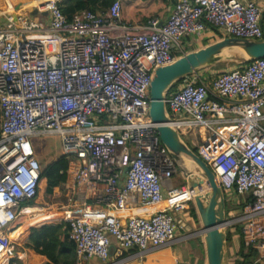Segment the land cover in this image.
<instances>
[{
    "label": "built area",
    "instance_id": "obj_1",
    "mask_svg": "<svg viewBox=\"0 0 264 264\" xmlns=\"http://www.w3.org/2000/svg\"><path fill=\"white\" fill-rule=\"evenodd\" d=\"M6 6L0 14V264L18 258L11 236L42 180L34 136L58 135L69 159L73 184L66 186L63 221L75 264L105 261L112 240L138 256L172 243L175 215L187 213L192 193L186 184L162 190L176 167L148 115L154 71L185 53L186 37L207 44L225 36L264 38L262 7L253 0H173L164 19L124 24L118 1L69 19L55 0L35 8L45 19ZM194 75L166 92L167 124L179 134L204 131L193 147L224 198L229 194L225 225L239 227L242 244L256 253L251 264L264 263V57L239 61L210 81ZM129 204L155 210L119 215Z\"/></svg>",
    "mask_w": 264,
    "mask_h": 264
},
{
    "label": "water",
    "instance_id": "obj_2",
    "mask_svg": "<svg viewBox=\"0 0 264 264\" xmlns=\"http://www.w3.org/2000/svg\"><path fill=\"white\" fill-rule=\"evenodd\" d=\"M35 13H31L33 16ZM238 53L243 61L264 57V38L225 36L199 49L185 52L172 63L155 69L149 86L148 115L155 124L161 145L173 160L176 172L192 193L201 229L204 264H226L227 237L224 193L206 163L188 146L177 130L168 125L165 94L176 83L197 71L226 60ZM126 169H124L125 171ZM204 192L200 191L203 184Z\"/></svg>",
    "mask_w": 264,
    "mask_h": 264
},
{
    "label": "trees",
    "instance_id": "obj_3",
    "mask_svg": "<svg viewBox=\"0 0 264 264\" xmlns=\"http://www.w3.org/2000/svg\"><path fill=\"white\" fill-rule=\"evenodd\" d=\"M114 1H118V19L124 24H143L155 17L164 19L173 4V1L167 0H60L57 6L69 19L74 13L81 10L106 11ZM201 45L205 46L207 42L203 41ZM179 56L181 54H175V57ZM191 149L196 153L195 147L192 146ZM68 162V157L60 154L54 160L45 163L41 167L40 178L42 180L45 179L44 192L46 195H51L55 188H61L66 182ZM190 203V215L195 222L199 223L193 201H190ZM29 204H32V202ZM227 212L228 209L225 206V214ZM230 230H234L239 235L238 226ZM231 231H226L227 244L230 241ZM18 235L19 231H14L11 239H16ZM21 243L23 248L33 250L35 253L42 255L46 260V264H75L74 244L68 239V225L65 221L30 227L27 230V236ZM237 255L240 259L234 261V264H251L256 258V253L249 248L246 249L242 242H240ZM4 264H25V262L18 258H11L7 259Z\"/></svg>",
    "mask_w": 264,
    "mask_h": 264
},
{
    "label": "crops",
    "instance_id": "obj_4",
    "mask_svg": "<svg viewBox=\"0 0 264 264\" xmlns=\"http://www.w3.org/2000/svg\"><path fill=\"white\" fill-rule=\"evenodd\" d=\"M41 1H44V0H1L0 1V14L2 11H4V9H6V7H7L6 4L10 3L15 8V11L21 10V11L27 12L29 14L35 13L33 15L34 17L45 19L46 13L41 12V11L39 12L38 10L35 9V5H33V4L38 3V2L42 3ZM56 1L58 3L60 0H56ZM167 1L172 2L173 0H167ZM253 1L257 5L262 7L260 25L264 30V0H253ZM29 5H31V6H29ZM172 6H173V4H172ZM172 6L169 8V11L172 8ZM0 22H3L2 18H0ZM193 37L194 36L183 39V43H184L185 50H186L185 52L196 50V49H199L202 47L201 43L203 42V40H201L199 37H197L195 39ZM219 72H221L219 69L208 68L204 71H197V73L194 75V77H196L198 80L210 81ZM186 137L189 140V142L191 143V145L195 146L201 142L202 138L204 137V131L201 130V135H200V133L197 130H193V132L186 134ZM43 180L45 181V179H43ZM179 180L181 181L182 178L177 172H175L172 175V177L170 178V180L167 181L166 183H164V185L162 187L163 193H165L168 190V188H171V187L178 188V187L182 186L183 184H185L184 182H182V183L180 182V184H179ZM72 184H73V179H72V176L69 174V175H67L66 182L62 186L66 187V186H71ZM56 189L58 190L60 188H56ZM33 203L34 202H32V204H27V206L31 207L33 205ZM92 205H94V202ZM94 206L100 207L98 205H94ZM190 206H191V203L188 204L189 209H190ZM31 208H33V207H31ZM189 209L187 210V213H181V214L175 215V222L177 224V226H176L177 231H176V238L172 243H168V244L159 246L157 248L149 249L146 252H144L141 256H138L136 254L135 249H129L127 251L119 250L112 240L111 244L109 246L108 257L105 261H100L98 259L93 258L90 260L89 263L83 262L82 264H167V263L204 264L199 256L197 257V256L191 255V254H195V253H193V248H192V252H191V249H189L190 251L188 250V252H185L186 247L188 245L187 240L190 239L186 236V234L190 231H197V233L199 234V231L201 229L200 223L194 221V219L190 215ZM154 210H155V208H147V207H142L140 205L129 204L123 211L118 212V214L122 215V216L127 215L125 213L148 216ZM21 217L22 216H20L18 218V225L16 226L14 231L17 228L22 227L21 221H20ZM60 221H63V220H60ZM60 221H57V222L47 221L46 223L42 222L41 224H39V226H41L43 224H55V223H59ZM198 221H199V219H198ZM180 223L183 225L182 228L178 227V225ZM36 226L39 227L38 225H36ZM36 226H33V227H36ZM29 228H27L26 230H25V228H23L21 236L18 238L19 240L18 239H17L18 241L16 240L17 241L16 245L18 244L19 247L21 246V242L27 236V230ZM180 229L184 231V235H182L179 232ZM230 233H231V235H230V241H229L228 247H227V253H228V255L229 254L233 255V259H234V257L237 256V251H238L241 239H240V236L238 235V233H235L234 230H232ZM183 241H185L186 243L184 244V247L182 248L181 244H179V243H181ZM176 245L179 247L175 248L174 246H176ZM188 247H189V245H188ZM25 249H27V248H25ZM18 252H19L18 259L23 260L25 262V264H46L45 258L42 255L35 253L33 250L28 249V250L23 251V252H22V250H21V252L20 251H18Z\"/></svg>",
    "mask_w": 264,
    "mask_h": 264
},
{
    "label": "rangeland",
    "instance_id": "obj_5",
    "mask_svg": "<svg viewBox=\"0 0 264 264\" xmlns=\"http://www.w3.org/2000/svg\"><path fill=\"white\" fill-rule=\"evenodd\" d=\"M41 1L42 4L45 2ZM56 1V0H55ZM39 3H35L33 5H35V8L39 6ZM31 6V5H29ZM27 13V12H26ZM29 14V13H27ZM30 15V14H29ZM188 38V37H186ZM194 39L197 38V36L193 37ZM239 61H243V57L238 54V53H230L228 55V58L218 64H216L215 66H213L210 69H219L220 71L222 70H226L231 68L232 66L236 65ZM208 69V68H206ZM204 69V70H206ZM204 70H200V71H204ZM215 76V75H214ZM180 136L182 137V139L188 144V146L190 148H192L191 143L189 142V140L187 139L186 135L183 133H180ZM31 141L32 144L34 146V150H35V154L38 158L40 167H42L45 163L50 162L52 160H54L56 157H58L61 153V145H60V138L58 137V135L56 134H52V135H44V136H34L31 137ZM180 182L182 183L183 181L179 180V184ZM45 181L41 180L39 182V187L37 189V196L34 200V203L31 207L33 208H37V209H41V213L43 214V218L40 221H36L34 223H28L25 219V217H21L20 221H21V226L23 228H25V230L29 227H33L39 224L46 223L47 221H51V222H57L60 220H63V216H64V205L66 204V196L68 194V190L66 189L65 186H62L60 189H54L53 193L51 195H46L45 192ZM226 207L227 209H230L229 206V194H226ZM25 216V215H24ZM226 217H229L228 212L226 213ZM229 221L230 219L227 218ZM37 227V226H36ZM198 228V227H197ZM226 231H231L230 229H233V227H226L225 228ZM22 228H17L15 231H19V235L16 239H13L14 242V248L15 251H26L28 249L23 248V245L21 243V246L19 247V245L17 243V241L19 240L18 238L21 236L22 233ZM179 232L184 235V231L183 230H179ZM181 235V236H182ZM186 236L190 239L187 240L188 245L186 247L185 252H188L189 249H191L192 252V248H193V253L195 254H191L192 256H199L202 260V262L204 263L205 260V255H204V249L202 251L203 248V242H202V237L200 234L197 233V231H190L186 234ZM18 239V240H17ZM17 240V241H16ZM201 241V243H200ZM186 242L183 241L179 244H181V247H184V244ZM175 248L179 247V246H174ZM228 247V244H227ZM22 248V249H21ZM17 251V252H18ZM190 251V250H189ZM4 257L0 258V263L2 262ZM226 259V264H233L234 260H233V255L228 253L225 256ZM4 264V263H3ZM167 264H174V263H167ZM178 264H188V263H178ZM264 264V263H261Z\"/></svg>",
    "mask_w": 264,
    "mask_h": 264
},
{
    "label": "bare ground",
    "instance_id": "obj_6",
    "mask_svg": "<svg viewBox=\"0 0 264 264\" xmlns=\"http://www.w3.org/2000/svg\"><path fill=\"white\" fill-rule=\"evenodd\" d=\"M49 1H51V0H49ZM10 5L11 4L9 3V6ZM206 189H207V185L204 183L200 187V191L204 192ZM125 214H128V213H125ZM23 215H25V216H23ZM23 215H21V216L25 217V219L28 223H34L36 221H40L43 218V214L41 213V209H37V208H30V209L26 210ZM39 218H40V220H39ZM17 222H18V219H17ZM21 228L23 229V227H21Z\"/></svg>",
    "mask_w": 264,
    "mask_h": 264
}]
</instances>
